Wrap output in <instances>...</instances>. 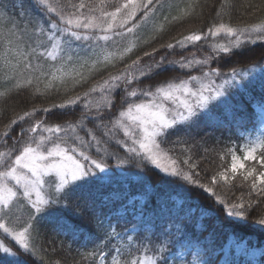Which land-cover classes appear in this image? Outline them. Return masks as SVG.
Wrapping results in <instances>:
<instances>
[{"label": "snow or ice", "instance_id": "obj_1", "mask_svg": "<svg viewBox=\"0 0 264 264\" xmlns=\"http://www.w3.org/2000/svg\"><path fill=\"white\" fill-rule=\"evenodd\" d=\"M33 6L48 14L49 19L43 21V27H37L41 22H29L33 28L29 34L28 28H19L13 24L7 31L0 28V73L5 81L14 82L12 87L22 89L34 87L36 92H41V77H44L45 90L54 86V81L59 79L62 83L67 79L73 81V89L88 83L90 76L77 70L87 68L89 74L100 68H116L118 63H123V68H117L115 73L109 72L108 76L88 87L85 91L73 96H67L62 103H53L48 107L34 106L17 113L14 118L4 125L0 131V229L11 236L23 252H12L9 247L0 242V250L11 256L23 257V264H35L31 259L35 255L30 242L32 231L35 230L36 221L41 215L53 216L60 219L62 209L57 207L63 202L66 208L70 204L68 194L77 188L89 183L87 178L92 177L95 170L103 172L107 165L103 159H94L84 150L91 145L96 146L97 152L103 151L105 156L111 155L106 149L101 148L103 141L98 138L93 129L86 128L89 121H99L97 128L105 129L104 135L115 139L117 132L122 131L124 140H116L127 151L143 161L154 165L155 168L166 174L161 179L174 177L178 182L200 189L210 194L214 202L221 206L229 216L245 217L252 212H264V171L255 168L241 173L242 182L248 181L247 199L244 195L238 202L228 203L216 192V187L221 182L229 190L239 169H244V163L229 149L231 154V167L219 171L211 176L207 183L199 178L195 171L197 165L191 163V155L181 159L174 157L172 149H165L166 137L171 135L170 130L181 126L191 125L204 117H210L216 105L212 101L227 102L228 89L226 86L236 84L238 78L247 75V70L241 71L232 67L229 72H224L222 67H208L210 62H215L221 54L239 56L243 52L234 50L244 49L247 44L264 41V19L259 23L246 24L243 27L231 26L223 22L214 23L207 31L190 32L181 35L142 55L124 63L129 54L141 45H148L156 41L158 34L164 30V24L182 21L185 16L195 12L185 11L183 16L159 17L165 8L172 9L170 0H32ZM223 6V5H222ZM55 19H52V16ZM217 11L216 16L220 17ZM2 18V17H0ZM55 30V31H53ZM39 31L43 36L48 33V40L52 47L49 50L42 42L38 44L44 51H38L31 46L32 35ZM225 33L229 39L226 44L212 46L213 56L204 59H169L168 55L176 49H186L208 36H219ZM147 34V38H145ZM74 42H81L73 49ZM164 55H159L161 50ZM159 55V59L156 57ZM264 57V53L261 54ZM54 62L47 65V60ZM147 58V59H146ZM44 62H41V61ZM59 64V67H57ZM200 71L199 76L189 75L187 80L179 83L170 79L177 70ZM254 66V65H253ZM264 69V63L261 64ZM59 74V75H57ZM224 77L222 84L216 85L215 78ZM149 79L153 84H158L154 90L147 88H131L134 82L142 83ZM207 81V82H205ZM195 82L198 88H193ZM242 86V85H238ZM59 91V89H57ZM121 91L124 95L120 96ZM68 89H65L67 95ZM120 96L119 112L115 119L110 121L111 127L103 122L105 110L112 111L116 108V97ZM139 97L145 99L135 102ZM221 98H225L221 100ZM166 102H171L169 105ZM211 104V107H210ZM82 105L83 111L75 123L48 124L43 118L37 119L40 113L54 115V110H68L74 106ZM124 105H127L125 108ZM27 125V127H25ZM19 129L13 136L12 133ZM85 130L89 140L81 138L79 132ZM11 139V146H9ZM50 145V147H49ZM259 162L264 167V137L250 142L246 146V159L256 160L257 150ZM185 151H188L187 149ZM78 153L79 158L77 155ZM127 163L126 160H118ZM45 176L53 177L48 183ZM48 184L49 194L42 192ZM35 193V199H33ZM21 203L30 204L27 219L16 216L15 210ZM83 214V212L78 213ZM15 221V226H9ZM264 225V218L259 220ZM111 227V225H109ZM114 235H119L115 233ZM107 236V231L105 232ZM131 240V237L128 238ZM167 245H162L158 253L153 256H138L127 264H168L166 253ZM27 253V255H25ZM119 254V249H117ZM105 264L106 254L102 250L90 252L92 264ZM10 264H21L19 260ZM56 264H60L56 261ZM112 264H120L116 256L112 257Z\"/></svg>", "mask_w": 264, "mask_h": 264}, {"label": "trees", "instance_id": "obj_2", "mask_svg": "<svg viewBox=\"0 0 264 264\" xmlns=\"http://www.w3.org/2000/svg\"><path fill=\"white\" fill-rule=\"evenodd\" d=\"M73 2L78 3L79 0H73ZM170 3L173 8L164 9L159 17L161 22L164 15H168L171 20V16H183L184 12L191 11L193 6L195 12L185 16L182 21L165 23L164 30L158 34L159 38L156 41L135 49L124 63H130L131 59H135L137 55H142L144 51L158 47L161 43L169 42L173 37L179 38L190 32H206L207 28L214 23L223 22L235 27L259 23L264 19V0H170ZM217 11L221 12L220 17L216 16ZM0 17H2L0 28L3 30L7 31L15 24L21 29L28 28L29 34L33 32L29 22L40 21L37 27H43L42 22L49 19L48 14L33 6L32 0H0ZM52 19H55L54 15ZM223 39L226 43L229 40L228 37ZM40 42L49 47L47 31L43 36L39 31L32 35L31 46L38 51H44L43 48L38 47ZM262 42L264 41H257L255 44H247L244 49L234 50L243 52V55L221 54L228 61L223 62L220 57H217L218 59L216 58L211 65L223 66L224 72H229L232 67L242 70L250 65L261 66L264 63V57H257L254 51L259 48L264 49V45L259 47V43ZM79 44L74 42L73 49H76ZM212 46L205 48L209 49ZM178 50L172 51L168 58L173 59V56L178 54ZM251 52L253 54L250 56ZM164 54L165 50L162 49L159 55ZM44 59L47 60L46 57ZM53 63L47 60V65L50 66ZM123 66V63H118L116 68L111 66L106 69L100 68L98 72L93 70L91 74L87 68L80 69L77 66V70L90 78L87 84L82 87L77 86L75 89L71 79L63 83L57 79L52 88L45 90L46 81L44 77H41V92H36L34 87L15 89L12 87L14 82L5 81L3 74L0 73V131L4 130V125L17 113L22 114L23 111L34 106L48 107L53 103H62L67 96L85 91L107 77L109 72L115 73L117 68H123ZM194 73L198 74L199 70H176L170 79L179 81L182 77ZM254 81L257 82L255 86H249L248 83L247 85L238 83L231 85L227 88L230 95L226 97L228 102L226 107L215 104L216 107L210 117H204L193 123L191 127L181 126L176 130H170L171 135L167 136V142L162 144L165 149L173 150L171 154L174 157L183 159L191 155L190 162L197 165L195 171L199 173L202 182L207 183L211 176L226 169L231 175L229 149L243 155L245 143L247 146L252 142L249 128L256 119L254 110L256 104L264 105V75ZM133 85L146 86L145 88L150 90L159 86L149 79H143L142 83L134 82ZM65 89H68L67 95ZM122 95L124 93L121 91L120 96ZM120 96L116 97V108L111 112L108 110L104 112L103 122L108 124V127H111L110 121L119 114L117 109L120 106H117V100ZM83 110L82 105L68 109L69 113L56 109L54 115L40 113L37 119L43 118L48 124L64 121L75 123ZM97 123L99 121H89L86 123V128L93 129L95 135L103 141L101 148L106 149L111 155L105 156L103 151L97 152L94 144L85 150L91 155L101 156L107 163L119 164L126 175H110L107 178L105 176L89 177L87 178L89 183L68 194L71 201L68 207L65 208L63 202L57 206L62 209L59 213L60 219L41 215L30 237L35 252L31 259L35 261V264H56V261L60 264H92L90 257L85 259L82 257H87L88 253L98 250L106 254L105 264H112L113 256H116L121 263L127 264L135 257L157 254L158 249L165 244L168 264H192L191 256L181 259L176 254L171 255L176 253L177 245L184 239L201 242L205 249V252L199 254L200 258L204 257L202 264H255L256 262L264 264V225L259 223V220L264 218V212L257 210L246 218L229 216L214 202L210 194L200 189H192V186L182 184L174 177L162 180L164 173L154 165L129 153L123 145L116 143V140L125 139L122 131L117 132L115 139H109L104 135L105 129L95 127ZM18 131L17 128L12 135L15 136ZM79 134L86 141L90 139L85 130H80ZM9 146H11V139H9ZM186 149L188 151H185ZM6 150L5 147H0V151ZM259 152L258 149L256 160H246L245 168L236 173L234 186L230 190L223 182L217 185L215 190L222 199L228 203L238 202L241 195L247 199L249 182H242L241 173L253 168L257 170V175L259 171H264V167H261L259 162ZM121 159L126 160L127 163H119L118 160ZM177 197L182 199L181 204L178 203ZM30 207V204L21 203L15 210L16 216L26 220ZM194 208H196L195 211H193ZM81 212H83L82 215L78 214ZM151 222L155 224H152L150 229L147 225ZM9 226H15V221ZM134 226L138 227L137 231H128ZM113 229L119 235H114ZM129 237L131 240L128 239ZM0 238L16 252L17 250L23 252L16 241L2 229H0ZM229 241L231 244L227 249ZM239 243H243L241 251L238 249ZM257 250L260 252L258 255H249L250 252ZM224 255L227 257L226 262H222ZM16 260L23 264V257H13L0 250V264H10ZM96 264H99L98 256Z\"/></svg>", "mask_w": 264, "mask_h": 264}, {"label": "rangeland", "instance_id": "obj_3", "mask_svg": "<svg viewBox=\"0 0 264 264\" xmlns=\"http://www.w3.org/2000/svg\"><path fill=\"white\" fill-rule=\"evenodd\" d=\"M240 27H243V26H240ZM53 31H55V30H53ZM225 37H228L225 33H221L219 36H216V37L208 36L206 39H204V40H202L200 42H197L196 44H194L192 46H189L186 49H179L178 48L179 49L178 50V54L175 55V56H173V59L179 60L181 57H184L186 59L196 60V59H204L206 56H213L214 53L212 51V47H210L209 49H207L205 47H208V46H211V45H215V44H226V41H224L225 39H223ZM228 39H232V38L231 37H228ZM78 43H81V42H78ZM259 44H260L259 47H262L264 45V42L259 43ZM51 47H52V44L50 42V45H49L48 49L51 50ZM199 47H204L207 50H205L204 48L201 49ZM263 50L264 49L259 48L258 50L256 49L254 52L256 53V56L257 57H262L261 54L264 53ZM252 54L253 53L251 52L250 53V56ZM224 60L225 61H228V59H225L223 57L222 58V61L224 62ZM211 64H213V62H210V64L208 65V67H213V65H211ZM177 70H180L178 68V66H177ZM185 70H187V69H185ZM244 70H247V73L248 74L245 75V76H243L244 78H242V79L238 78L236 83L243 84V85H245V84L247 85V83H248L249 86H251V85L252 86H255V85H257V84H255L257 82H255L254 80H256L257 78H259L261 75H264V69H262L261 66H252V65H250V67L248 66L247 68L242 69L241 71H244ZM199 73H200V71H199ZM198 74L194 73V74H192V76H199ZM188 77H189L188 75L187 76H184L181 79H179V81L182 80V79L183 80H187ZM223 79H224V77L215 78V84L217 86L220 85V84H222ZM243 80H244V82H243ZM173 81L176 82V83H179V81H176V80H173ZM205 82H207V81H205ZM249 86H247V87H249ZM145 87H142V86L139 87V86L133 85V87L129 88L128 90L131 91L132 88H145ZM192 87L193 88H198L199 85L196 84L195 82H193ZM226 87L227 88H230L231 85L230 86H226ZM144 99L145 98L142 97L141 99H136L135 102L138 103V102L143 101ZM223 99H225V98H221V100H223ZM166 103H168L169 105L171 104V102H166ZM227 103L228 102H226V103H220L219 101H212L211 102V104L224 105L225 107H226ZM211 104H210V106H211ZM117 106H120V99L117 100ZM124 107L126 108L127 105H124ZM254 110L256 112V119H255V121H253L252 125H250V128H249L250 139H252V142L256 141L259 138L264 137V105L256 104ZM64 111L66 113H69L68 110H64ZM233 112H231V113H233ZM231 113H229V114H231ZM58 118H60L59 115H58ZM59 122H60V119H59ZM244 146H245L244 147V151L245 152H244L243 155L240 154L239 152H236L235 154L239 158L240 162H243L244 163V166H246L245 162H246V160H249V159H246V143H245ZM49 147H50V145H49ZM85 151L87 152L88 155L92 156V158H94V159H98V160L99 159H102L101 156H95L93 154L91 155L87 150H85ZM257 153H258V150H257ZM75 155H77V157L79 158L78 153H76ZM103 162L107 165L106 169L103 172H101L100 170H95V172L93 173V176H105L107 178L110 175H120V176L126 175L125 170L123 168H121V166L119 164H116V163H113L112 164V162L107 163L105 161H103ZM240 170L241 169H239L237 172H239ZM44 179L46 181H48V183H51L53 177H51V176H45ZM48 190H49L48 184H46L44 186V188L42 189V192L45 195H47L48 194ZM33 199H35V193H33ZM177 201H178L179 204L182 203V199L181 198L178 199V197H177ZM139 209L140 210L141 209L143 210L142 207H139ZM152 224H155V223L154 222H151V223H149L147 225V227H149L151 229L152 226H153ZM137 230H138V227L134 226V227H130V229L128 231H137ZM231 237H233V236H231ZM0 242H2L4 246L9 247V246H7L4 243V241L1 238H0ZM184 243L185 242H183L182 245H179V246L177 245L178 247H177L176 253L174 252L171 255L176 254L177 257H179L181 259H186V258H189L191 256L190 258H191L192 264H202V262L204 261V257H201L200 258L199 257V254L201 252H205V249H204L203 245L201 243H199V242L198 243H195L194 242V243H189V244H184ZM239 247L242 248V245L240 244ZM9 248L11 249L12 252H16L13 248H11V247H9ZM228 248H229V245H228ZM253 254H256V253H253ZM8 255H10V254H8ZM153 255L154 254H149L148 256H153ZM171 255H170V257H171ZM226 260H227V257H226V255H224L222 257V261L226 262ZM120 264H125V263H121L120 262ZM255 264H257V262Z\"/></svg>", "mask_w": 264, "mask_h": 264}, {"label": "bare ground", "instance_id": "obj_4", "mask_svg": "<svg viewBox=\"0 0 264 264\" xmlns=\"http://www.w3.org/2000/svg\"><path fill=\"white\" fill-rule=\"evenodd\" d=\"M230 244H231V241H229L228 245H230Z\"/></svg>", "mask_w": 264, "mask_h": 264}]
</instances>
